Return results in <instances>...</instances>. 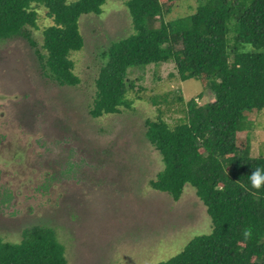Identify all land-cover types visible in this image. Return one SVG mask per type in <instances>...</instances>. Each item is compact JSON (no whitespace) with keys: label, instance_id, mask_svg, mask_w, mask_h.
I'll list each match as a JSON object with an SVG mask.
<instances>
[{"label":"trees","instance_id":"1","mask_svg":"<svg viewBox=\"0 0 264 264\" xmlns=\"http://www.w3.org/2000/svg\"><path fill=\"white\" fill-rule=\"evenodd\" d=\"M125 1L134 32L103 52L90 115L130 109L129 95L145 88L128 79V70L151 63H172L181 82L199 80L214 96L202 104L203 91L187 101L173 91L183 106L179 123L171 126L160 115L145 122V139L164 163L151 187L178 201L190 184L214 225L157 264H264V186L254 189L249 181L264 157L251 156L246 134L247 118L264 109V52H256L264 49V0H195V13L173 21L164 16L180 0ZM106 2L0 0V41L22 36L33 44L35 7H45L51 25L38 54L43 74L75 86L80 81L70 57L84 45L80 17L100 15ZM65 251L50 227L24 228L18 243L0 238V264H68Z\"/></svg>","mask_w":264,"mask_h":264},{"label":"rangeland","instance_id":"2","mask_svg":"<svg viewBox=\"0 0 264 264\" xmlns=\"http://www.w3.org/2000/svg\"><path fill=\"white\" fill-rule=\"evenodd\" d=\"M196 7L195 0H180L164 21L189 16ZM35 9L37 27L29 28L33 44L22 36L0 41V68H9L20 82L12 87L4 78L9 73L0 71V83L12 93L8 98L1 96L0 103L27 96L32 105L23 104V114L18 115L21 121L27 120L40 131L52 129L57 136L71 137L76 161L82 157L84 164L78 184L59 178L43 196L44 205L31 204L33 210L21 215L9 211L0 215L2 241L18 243L24 228L45 226L65 246L68 264H157L179 253L194 236L208 234L211 218L194 187L186 184L178 201L151 187L150 181L164 163L144 132L146 120L159 115L171 126L179 123L183 106L173 91L185 101L203 91L202 104L213 100V94L199 80L181 82L172 63H151L128 70V79L145 88L129 95L130 109L93 118L89 110L95 79L105 61L103 52L134 32L126 1L107 0L100 15L80 17L84 45L70 57L80 81L75 86H60L44 76L38 54L45 52L43 30L51 21L45 7ZM157 100L159 105H155ZM247 119L251 156L264 157V109ZM23 132L17 134L18 139ZM11 145L17 149L16 143ZM53 146L50 153L58 160L49 156L44 165L49 166L47 172L58 173L63 154L57 155L61 149ZM6 159L11 162L12 156L7 153ZM23 163L20 159L16 165Z\"/></svg>","mask_w":264,"mask_h":264},{"label":"flooded vegetation","instance_id":"3","mask_svg":"<svg viewBox=\"0 0 264 264\" xmlns=\"http://www.w3.org/2000/svg\"><path fill=\"white\" fill-rule=\"evenodd\" d=\"M8 69L1 67L0 71L9 73L4 78L8 79L12 87L17 88L20 82L16 80L19 79L11 76L13 73ZM0 92V97L3 98L12 94L1 83ZM23 104L27 105V108L32 105L27 96L0 103V215H5L7 211L21 215L33 210L31 204L44 205L43 196L51 191V184L59 178H62L63 183L78 184L81 165L84 164L82 157L76 161L78 153L71 137L57 136L52 129L50 132L40 131L27 120L21 121L18 115L23 114ZM21 132L23 137L18 139L17 134ZM14 143L17 149L11 145ZM52 145L61 149L56 151L57 155L63 154L58 173L47 172L46 166H49L44 165L49 156L58 160L56 155L50 153ZM7 153L12 156L11 162L6 159ZM20 159L24 160L23 165H16L20 164ZM60 188L62 189L63 185Z\"/></svg>","mask_w":264,"mask_h":264},{"label":"clouds","instance_id":"4","mask_svg":"<svg viewBox=\"0 0 264 264\" xmlns=\"http://www.w3.org/2000/svg\"><path fill=\"white\" fill-rule=\"evenodd\" d=\"M249 181L251 186L254 189H261L262 186H264V167H256L254 170H252ZM214 230V225L209 221V234ZM243 235L245 239H249L252 235V232L250 229H245L243 231Z\"/></svg>","mask_w":264,"mask_h":264}]
</instances>
